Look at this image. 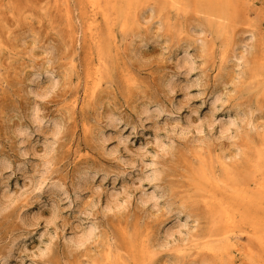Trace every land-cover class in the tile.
<instances>
[{
  "label": "rangeland",
  "instance_id": "374dc122",
  "mask_svg": "<svg viewBox=\"0 0 264 264\" xmlns=\"http://www.w3.org/2000/svg\"><path fill=\"white\" fill-rule=\"evenodd\" d=\"M230 1L0 0V264H264V0Z\"/></svg>",
  "mask_w": 264,
  "mask_h": 264
},
{
  "label": "bare ground",
  "instance_id": "6f19581e",
  "mask_svg": "<svg viewBox=\"0 0 264 264\" xmlns=\"http://www.w3.org/2000/svg\"><path fill=\"white\" fill-rule=\"evenodd\" d=\"M142 1V0H141ZM167 2H170L171 4H176L178 1H180V0H166ZM198 1H200L201 3H204V2H207V3H210L211 5H212V7H213V11L214 12H211V17H215V16H218L220 19H222V20H225L227 17H228V14H226L227 13V11H229V6L231 5V1L230 0H198ZM103 3H105V6H110L113 10H114V12H116L117 13V18H118V20H119V22L121 23V24H123V25H126V24H128L130 21H134L133 20V17H132V14H130L131 13V8H132V6H134L135 7V5H136V7H138L137 6V4L138 3H140V0H120V3H118L117 4V2H116V0H87V2H86V4H88L89 5V7L91 8V14H92V16L94 17V20H91L92 22H91V25H90V30L92 31V30H94L96 27H97V25L95 24L96 23V20H95V17L99 14V12H102L103 13V15H104V17H107V9H106V7H105V9L102 7L103 6ZM87 5V6H88ZM120 6V7H119ZM206 6V5H205ZM117 7H119V8H117ZM202 9V8H201ZM211 9V11H212V8H210ZM203 10V9H202ZM208 11V10H207ZM205 12H206V10H205ZM205 14V13H204ZM206 16V15H205ZM207 16H208V14H207ZM227 16V17H226ZM209 17V16H208ZM206 18H204V20H205ZM208 20H209V18H208ZM214 20V19H213ZM210 21V20H209ZM119 22H118V24H119ZM213 22V21H212ZM225 22H227V21H225ZM224 22V23H225ZM206 23V22H205ZM215 25V24H214ZM216 26V25H215ZM226 24H219V25H217L216 27H214V26H210V28H208V30L210 31V32H212V33H214L215 35H216V37L217 38H220V37H223V36H225L226 35ZM92 33H94L93 31H92ZM78 36V35H77ZM76 43H77V45H78V37H77V41H76ZM111 45V44H110ZM107 48H109V46L107 47ZM187 93V92H186ZM217 98V97H216ZM35 107H36V105H35ZM37 108V107H36ZM34 109L33 111H32V114H30V115H32L31 117H32V119H33V123H34V125H36V124H38L37 126H35L37 129L38 128H40V126H41V123H43L42 122V120H41V118H39V115H38V113H39V110H38V112H37V109ZM148 108V107H147ZM156 108V107H155ZM147 110V109H146ZM149 110V109H148ZM155 110V109H154ZM156 111H159V109L158 110H156ZM145 113H147L146 111H145ZM40 114V113H39ZM41 117V116H40ZM111 118H112V116H111ZM31 119V120H32ZM44 120V119H43ZM113 120V119H112ZM45 121V120H44ZM114 121H115V118H114ZM114 121H112V122H114ZM54 122V121H53ZM111 122V121H110ZM45 123V122H44ZM52 123V122H51ZM115 123V122H114ZM54 124H57V123H54ZM53 124V125H54ZM112 124V123H111ZM39 126V127H38ZM55 126H59L58 124L57 125H54L53 126V128L55 129V128H57V127H55ZM26 129V128H25ZM21 130V129H20ZM23 130V129H22ZM24 131V130H23ZM26 132H28V131H26ZM57 132L59 133V131H58V128H57ZM57 132H55V130H53V133L54 134H52V136L54 135V137H55V134H57ZM27 134V133H26ZM22 135V134H21ZM59 135V134H58ZM58 135H56V136H58ZM23 136V135H22ZM53 137V138H54ZM23 138V137H22ZM58 138V137H57ZM55 139H56V137H55ZM57 140V139H56ZM56 140H54V142L56 141ZM51 143V142H50ZM50 143H47L48 145L50 144ZM52 144V143H51ZM159 144H163V143H160L159 142ZM51 146V145H50ZM159 146V145H158ZM162 146V145H161ZM161 146H159L160 147V149H161ZM164 146V145H163ZM163 146H162V148H163ZM49 147V146H48ZM46 150H47V148H45ZM51 149H52V147H51ZM164 149V148H163ZM48 150H50V149H48ZM162 150V149H161ZM48 152V151H47ZM50 153V152H49ZM47 159L49 158V156L48 157H46ZM49 160V159H48ZM48 160H47V162H48ZM53 160V159H52ZM51 160V161H52ZM50 160H49V162H51ZM153 161H155V160H153ZM1 162V161H0ZM2 162H5L4 160L2 161ZM2 162H1V164H2ZM7 163V162H6ZM155 162H153L152 163V165L154 164ZM45 164H46V162H45ZM45 164H44V166H45ZM3 165V164H2ZM44 166H43V168H44ZM48 166V165H47ZM154 166H155V164H154ZM50 167V166H49ZM47 168V167H46ZM201 168H202V166H201ZM152 169V168H151ZM206 169V168H205ZM155 170V169H154ZM153 170V171H154ZM43 171V170H42ZM45 172V171H44ZM43 172V177L45 176V178H46V175H44L45 173ZM151 172H152V170H151ZM150 172V173H151ZM156 172V171H155ZM208 172V171H207ZM205 170H202L201 172H199L198 173V175H197V177L199 178V180H201V186H203V187H207V185L209 184V182H210V180H209V174L207 173ZM48 173V172H47ZM150 173H149V175H150ZM153 173V172H152ZM151 173V174H152ZM156 174V173H155ZM154 174V175H155ZM159 174V173H158ZM154 175H153V177H154ZM92 176V175H91ZM83 177V176H82ZM149 177V176H148ZM152 177V178H153ZM156 177V176H155ZM84 178H85V176H84ZM151 178V177H150ZM150 178H147V179H149L150 180ZM151 178V179H152ZM157 178V177H156ZM41 179V178H40ZM44 179V178H43ZM47 179V178H46ZM45 179V180H46ZM81 179V178H80ZM84 180V179H83ZM37 181V180H36ZM82 181V180H81ZM87 181V180H86ZM152 181H154V180H152ZM38 182H39V180H38ZM38 182H36L37 184H39ZM42 182H43V180H42ZM84 182V181H83ZM35 183V184H36ZM86 183V182H85ZM35 184H34V186H35ZM31 185V184H30ZM41 185V184H40ZM39 185V186H40ZM55 186V185H54ZM37 187H38V185H37ZM37 187H33V190L34 189H36ZM41 188H42V186H40ZM39 188H37V190H38ZM156 191V190H155ZM157 193V192H156ZM152 194H154V193H152ZM238 194V193H237ZM114 196V195H113ZM119 196H121V195H119ZM151 196V195H150ZM155 195H153L152 197L153 198H156V197H159V195L158 196H156V197H154ZM238 197V196H237ZM111 197L109 196L108 197V199H110ZM150 199L149 200H153V198H151V197H149ZM4 199V198H3ZM9 199H11V197L9 198ZM107 199V200H108ZM120 199L121 198H119L118 197V194H117V197L115 196V198L114 199H111V200H109L107 203H106V207H107V209H111V208H113V207H118V206H120ZM128 199V198H127ZM159 199V198H158ZM1 200V199H0ZM5 200H7L6 202H8L9 203V200L6 198ZM5 200H3L2 202H4L5 203ZM14 200V199H13ZM144 199L142 198V202H144L143 201ZM146 200V199H145ZM147 200H148V198H147ZM148 200V201H149ZM151 200V201H152ZM154 201V200H153ZM243 201V200H242ZM11 202V201H10ZM14 202H15V200H14ZM147 202V201H146ZM156 202H158V200L156 199ZM224 203V202H223ZM0 204H2L1 202H0ZM11 204V203H10ZM12 204H13V202H12ZM6 205H8L7 203H5V205H0V210H3L2 208L3 207H6ZM225 206V205H224ZM2 207V208H1ZM7 207H9V205L7 206ZM6 207V208H7ZM5 209V208H4ZM221 221V220H220ZM254 224L256 225V226H258V229L261 231V232H264V219L263 220H261V221H257V222H254ZM94 225H92V228H94L93 227ZM89 230V229H88ZM87 230V231H88ZM84 233V232H83ZM86 233V234H85ZM84 233V235L83 236H80L77 240H74V241H77L78 242V244H84V242H86V240L88 239L89 240V238H91L92 237V235H93V233H94V231L92 232V231H89V232H85ZM82 235V234H81ZM75 239V238H74ZM72 241H73V239H72ZM73 241V242H74ZM74 243H76V242H74ZM48 249V248H47ZM132 251V250H131ZM135 257V256H134ZM112 261V260H111ZM121 263V262H120Z\"/></svg>",
  "mask_w": 264,
  "mask_h": 264
}]
</instances>
